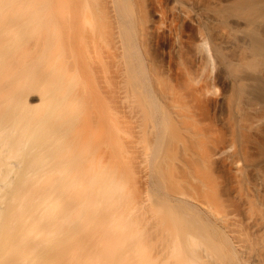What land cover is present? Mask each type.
Listing matches in <instances>:
<instances>
[{
  "label": "bare ground",
  "instance_id": "6f19581e",
  "mask_svg": "<svg viewBox=\"0 0 264 264\" xmlns=\"http://www.w3.org/2000/svg\"><path fill=\"white\" fill-rule=\"evenodd\" d=\"M66 23L98 55L94 76L77 55L74 71L125 85L161 134L160 179L145 168L153 193L139 208L164 222L150 238L167 232V244L141 264H264V0H0V264H137L119 184L73 139L79 112L65 98L78 93L56 49ZM154 31L171 40L165 71L147 48Z\"/></svg>",
  "mask_w": 264,
  "mask_h": 264
},
{
  "label": "rangeland",
  "instance_id": "374dc122",
  "mask_svg": "<svg viewBox=\"0 0 264 264\" xmlns=\"http://www.w3.org/2000/svg\"><path fill=\"white\" fill-rule=\"evenodd\" d=\"M54 6L60 16L70 15L68 14L70 9L66 8L67 6L60 5L59 3H56ZM151 12L152 11L148 13V19L152 23L153 21H157V17L153 16ZM75 28L69 23H66L65 26L60 25L59 31L65 33L67 42L61 47L57 40L56 45V49L62 51L64 61L66 58V64L63 63L65 81L67 85H71V83L72 85L74 84L72 91L75 92L77 90L76 94L78 93L77 97L74 95L75 93H73L75 97L67 96L65 98L68 107L70 109L76 108L75 112L77 114L79 112V119L75 123L72 132L73 139L77 149L81 151L87 150L85 152L86 165L100 172H106L114 178L117 184H119L122 193L121 219L124 230L127 225V232L125 234L123 232V236L132 239L131 243L135 249H137V254L134 255L136 257V263L141 264L142 261L149 263L150 253L154 252L151 251V249H153L151 247L157 250L156 247L159 245L155 247L153 243L155 242V244H157L158 239L162 242L163 246L167 244L166 229H163L166 235L162 234V236L164 235L162 237L160 235L161 231L159 232L158 230L160 226L157 229V234L160 233L159 235L162 237L160 238L162 240L165 238V240H160L158 237L159 235L153 234L154 232L152 235H155V237L153 236L154 238H150L151 229L155 230L156 224L160 221L156 216V218L154 217L155 219L152 218L153 215L150 213L148 206L145 210L139 208L141 198L143 196L147 197L153 193L152 186L149 184L150 182H145V168L153 167L152 174L154 176V181L158 180V176L161 173L160 171H162L161 168H156V166H159L157 162L160 154L156 141L158 139L157 135L160 133H148L150 125L147 119L144 118L142 110L140 109L141 105L138 103V99L134 97L132 92L129 91L125 85H116L111 82L105 84L104 82L101 84H92L86 81V77L82 74L81 76L79 75L80 71H77V73L74 71L70 64V56L74 57L77 55L78 59L82 60L84 63V70L88 72L89 75H93L90 63L96 62L98 58V55L96 56L90 51V41L84 40ZM75 40L77 41L76 45H74ZM239 40L240 37L238 40H235L236 44ZM170 42L169 36L164 32L154 31L148 34L147 48L153 62L152 64L159 70L165 71L167 69ZM260 69H262L263 74L264 68L261 67ZM210 74L213 80L208 97L210 100L216 99V103L213 100L214 103L211 112L218 122L223 113L218 99L225 87V85H223L225 83L221 76L222 73L218 74L213 70ZM217 75H219V77H216ZM263 75L261 91L264 90ZM97 76L98 75L95 77L97 78ZM79 90L84 93L80 95V92H78ZM35 93L36 92L32 90L25 93V100L29 104L36 103V98L33 95ZM262 94L264 96V92ZM154 147L157 149H154ZM154 153L157 156H155ZM156 170L160 172L159 175ZM158 217L161 218L160 216ZM152 220L159 222L155 224ZM160 224L163 225L164 222H160ZM153 225L154 227H152ZM163 227H165V225ZM151 239H153V241ZM161 245L159 247H163ZM159 247L155 255L161 252ZM161 253H164V250ZM161 260L165 263L166 259H160L159 264L162 263ZM170 260L171 264H173L172 259ZM167 261L169 264V260ZM178 263L179 262H174V264Z\"/></svg>",
  "mask_w": 264,
  "mask_h": 264
}]
</instances>
